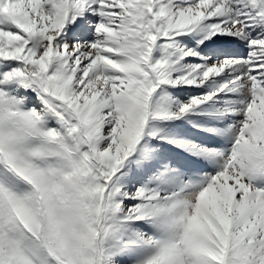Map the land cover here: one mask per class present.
<instances>
[{"label":"snow or ice","instance_id":"obj_1","mask_svg":"<svg viewBox=\"0 0 264 264\" xmlns=\"http://www.w3.org/2000/svg\"><path fill=\"white\" fill-rule=\"evenodd\" d=\"M0 264H264V0H0Z\"/></svg>","mask_w":264,"mask_h":264}]
</instances>
